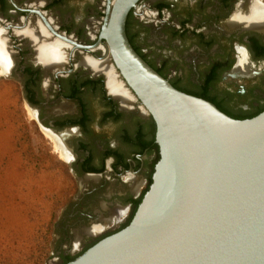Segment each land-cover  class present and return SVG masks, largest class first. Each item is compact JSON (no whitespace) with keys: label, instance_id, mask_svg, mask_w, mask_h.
<instances>
[{"label":"flooded vegetation","instance_id":"af4514ba","mask_svg":"<svg viewBox=\"0 0 264 264\" xmlns=\"http://www.w3.org/2000/svg\"><path fill=\"white\" fill-rule=\"evenodd\" d=\"M108 5L0 0V44L8 62L0 64L1 77L19 84L38 131L78 186L57 225L58 264L133 221L160 157L155 122L100 40ZM261 11L264 0H141L126 32L135 51L177 90L227 116L256 117L264 113V24L240 20L252 21ZM42 44L61 45L64 60L45 64ZM102 64L130 95L126 105L110 91L107 73L93 66Z\"/></svg>","mask_w":264,"mask_h":264},{"label":"water","instance_id":"95a60500","mask_svg":"<svg viewBox=\"0 0 264 264\" xmlns=\"http://www.w3.org/2000/svg\"><path fill=\"white\" fill-rule=\"evenodd\" d=\"M140 1L109 0L100 40L160 160L131 224L68 264H264V113L236 120L156 72L126 32Z\"/></svg>","mask_w":264,"mask_h":264},{"label":"rangeland","instance_id":"374dc122","mask_svg":"<svg viewBox=\"0 0 264 264\" xmlns=\"http://www.w3.org/2000/svg\"><path fill=\"white\" fill-rule=\"evenodd\" d=\"M5 73L0 67V264H58L57 225L78 186Z\"/></svg>","mask_w":264,"mask_h":264},{"label":"bare ground","instance_id":"6f19581e","mask_svg":"<svg viewBox=\"0 0 264 264\" xmlns=\"http://www.w3.org/2000/svg\"><path fill=\"white\" fill-rule=\"evenodd\" d=\"M240 21H246L247 24L250 26L254 25L256 27H260L262 24H264V11H261L260 13H256V17L252 18V21H250L249 19L240 20ZM1 44H0V64L4 67L8 65V62L5 58V53L3 52L4 47ZM39 52H40V60L43 61L45 64L48 63L50 65L53 64L58 65L65 58L63 47L59 44L52 46H47L42 44V46L39 48ZM93 66L96 71L107 73L106 75H108L110 91L116 97L121 98L124 105H126L132 100L130 95L127 93L124 86L122 85V83L118 82L116 74L112 72L109 66L105 64H102V66L101 65H93Z\"/></svg>","mask_w":264,"mask_h":264},{"label":"trees","instance_id":"16d2710c","mask_svg":"<svg viewBox=\"0 0 264 264\" xmlns=\"http://www.w3.org/2000/svg\"><path fill=\"white\" fill-rule=\"evenodd\" d=\"M231 118H234L236 120H247V119H252V118H255V117H231ZM159 160H160V157H159ZM159 160H158V162H159ZM130 224L126 225L123 229H125L126 227H128Z\"/></svg>","mask_w":264,"mask_h":264}]
</instances>
